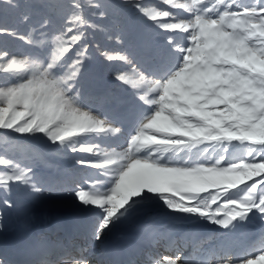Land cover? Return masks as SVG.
<instances>
[{
	"label": "snow or ice",
	"instance_id": "snow-or-ice-1",
	"mask_svg": "<svg viewBox=\"0 0 264 264\" xmlns=\"http://www.w3.org/2000/svg\"><path fill=\"white\" fill-rule=\"evenodd\" d=\"M159 2L176 11L149 8L141 0H0V136L44 140L57 151L77 154L73 163L87 170V178L74 180L72 194L79 206L99 210L90 225L95 241L153 205L178 221H208L227 236L254 217L264 222V0ZM9 13L18 15L19 26H9ZM126 18L140 26L129 27ZM89 33L113 42L104 47L97 41L95 52L114 82L134 89L132 125L123 145L122 126L84 107ZM160 35L162 44L155 39ZM5 38L27 50L10 52ZM129 45L138 47L139 57L130 54ZM234 141L254 145L249 155L258 153L260 162L226 161ZM207 144L223 149L214 163L202 159L207 149L200 146ZM101 148L111 149L102 159L78 155ZM238 184L244 185L242 199L229 192ZM43 191L32 166L0 155V203L20 207ZM13 192L15 202L8 198ZM49 251L27 246L0 252V264H91L93 254L89 247L76 248L79 255L61 249L57 260H49ZM182 255L177 250L174 258L150 259L185 264ZM213 260L255 264L229 246L214 252Z\"/></svg>",
	"mask_w": 264,
	"mask_h": 264
},
{
	"label": "bare ground",
	"instance_id": "bare-ground-1",
	"mask_svg": "<svg viewBox=\"0 0 264 264\" xmlns=\"http://www.w3.org/2000/svg\"><path fill=\"white\" fill-rule=\"evenodd\" d=\"M83 102L86 110L93 109L96 113L114 122L115 126L123 127L124 135L120 136L118 141L120 145H123L132 125V116H129L133 113L131 98L128 95L122 96L120 91H117L115 98H108L98 90H91L84 92ZM105 143L106 141L103 140L96 141L99 145ZM86 144L93 145V142L89 140ZM110 150L101 148L100 151L93 152L90 156L83 155L89 158L100 156L102 159L101 153ZM117 150H122V148ZM207 160L214 163L209 158ZM34 171L44 188L40 199L32 200L20 207H7L0 203V252L16 253L27 246H34L36 240L39 242L35 246L47 247L51 244V233L61 226L70 224L79 227L84 220H92L94 223L97 220L98 209L84 208L78 203L76 205L81 208L80 210L67 206L69 202H76L72 194L74 180L77 177L87 178L85 175L87 170L78 171V166L64 165L53 159ZM87 176L95 178L94 172H88ZM100 179H103V174ZM209 191H214V189ZM201 195L207 196L208 193ZM11 197L17 199L16 193L13 192ZM2 199L3 193H0V200ZM220 202L223 203L222 200ZM255 218H252L250 222H244L243 227L237 229L234 235L227 236L223 234L225 230L208 221L195 217L191 220L178 221L168 215L161 206L153 205L118 222L111 228V231L106 230L102 241L93 240L91 230L88 233L84 230L82 233L78 229L76 244L78 248L89 247L93 250V254L88 257L91 264H100L101 261L108 264V250L123 241L142 244V250L145 253H148L149 249L144 245L150 241H155L156 249L161 248V243L154 240V235H164L167 238L176 239L177 242L172 252L163 250L159 255L151 253V258L161 260L174 258L176 251L179 250L183 254L185 264H214L213 253L219 251L222 246H229L234 249L235 255L253 260L255 264H264V261L257 260L258 256L264 255L262 251L264 249V224H256ZM59 241V247L71 249L64 239ZM181 243H185V246H181ZM60 250L56 248L50 251L45 258L57 260ZM187 250L191 253L184 257ZM73 252L79 255L75 250ZM138 262L139 264H152V260L144 256L143 260L137 261L136 264Z\"/></svg>",
	"mask_w": 264,
	"mask_h": 264
},
{
	"label": "rangeland",
	"instance_id": "rangeland-1",
	"mask_svg": "<svg viewBox=\"0 0 264 264\" xmlns=\"http://www.w3.org/2000/svg\"><path fill=\"white\" fill-rule=\"evenodd\" d=\"M23 2V0H21ZM109 2H115V0H109ZM147 7H159L163 9H169L172 11H176L174 9H170V6L162 4L159 0H141ZM244 3H252L253 0H242ZM211 7V5H209ZM86 15L88 13L86 12ZM177 15L184 16L185 13L177 12ZM8 24L9 26L17 27L20 25L19 17L15 13H9L8 17ZM124 22L129 27H139V23H137L133 19H125ZM19 30L23 33L24 28L22 26L19 27ZM146 38L151 39V34H146ZM155 39L159 43H163V35L155 37ZM89 41V48H90V55L92 57L89 70L85 74L84 78V92H89L91 90H95L106 96L108 98H115L117 96V91H120L122 96L128 95L130 98L132 96V89L128 85H123L119 82H114L108 69L104 67L103 61L99 57V54L95 52V44L98 41L102 46L109 47L114 46L113 42L106 41L102 35H97L95 38L89 33L88 35ZM3 46L6 47L12 53H20L27 50L26 46L19 41H13L11 39L5 38V42H3ZM131 55H136L139 57V49L138 47L129 45ZM131 111H133L131 109ZM126 116V115H125ZM128 116V115H127ZM132 116V114H129ZM121 118V117H119ZM126 120V119H124ZM4 130H0L3 132ZM42 135V134H41ZM18 136V134H14V137ZM89 140H86L87 143ZM202 149L206 148L207 150L203 153L202 159L206 158L209 160H213L215 162L216 159L223 153V149L219 145L214 144H207L201 145ZM255 147L254 145H248L247 147L244 144H240L237 141L233 142V145L229 146L228 153L225 154V159L228 162L236 161L235 163H240L243 161L244 163L252 162V158L256 157V162L259 163L258 153L253 152L252 156L249 155V149ZM85 153H79L78 155H83ZM0 155L5 156H15L17 160L21 161L22 163L29 164L37 170L38 168H42L45 163L51 162L53 159L59 162H62L64 165L70 166H77L73 163L74 159L76 158L77 154H72L68 151H57L54 147L49 146L44 140H28L24 138H6L0 136ZM90 156L91 154H87ZM248 155V156H247ZM236 157V158H235ZM246 157V158H245ZM251 158V159H250ZM239 159V160H238ZM249 160V161H248ZM224 166L227 167L228 163H224ZM235 178V177H232ZM253 179L259 180V176H254ZM251 180H245V184H250ZM243 184H238L236 189H229V192L233 194L236 198L242 199L246 193L240 192L239 189L243 188ZM212 190V189H210ZM9 199L16 200L9 196ZM76 202H69L67 204L68 207L79 208L76 205ZM16 209V208H15ZM81 208H79L80 210ZM256 224H264V222L260 221L258 217L255 218Z\"/></svg>",
	"mask_w": 264,
	"mask_h": 264
}]
</instances>
